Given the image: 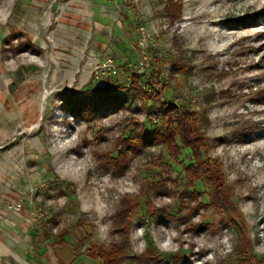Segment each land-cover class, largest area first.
<instances>
[{
	"label": "rangeland",
	"instance_id": "rangeland-1",
	"mask_svg": "<svg viewBox=\"0 0 264 264\" xmlns=\"http://www.w3.org/2000/svg\"><path fill=\"white\" fill-rule=\"evenodd\" d=\"M102 1L0 0V205L116 264H264V0ZM165 103L203 156L136 150Z\"/></svg>",
	"mask_w": 264,
	"mask_h": 264
},
{
	"label": "crops",
	"instance_id": "crops-1",
	"mask_svg": "<svg viewBox=\"0 0 264 264\" xmlns=\"http://www.w3.org/2000/svg\"><path fill=\"white\" fill-rule=\"evenodd\" d=\"M102 2L89 0L93 18L106 10ZM38 226L31 223L29 209L9 211L0 205V264H90L91 258L77 252L67 236L58 239Z\"/></svg>",
	"mask_w": 264,
	"mask_h": 264
},
{
	"label": "trees",
	"instance_id": "trees-1",
	"mask_svg": "<svg viewBox=\"0 0 264 264\" xmlns=\"http://www.w3.org/2000/svg\"><path fill=\"white\" fill-rule=\"evenodd\" d=\"M131 85L134 89L140 92L142 100L148 104L160 103V92L158 90H152L151 92L143 90L140 85L139 75H133ZM161 122L154 123L151 129H142L139 134L135 137L137 139V151L143 150L145 147H154L163 145L167 147L173 161L180 163L179 152L181 151V143H183L187 149L190 150L193 159L197 158L200 154L203 156V144L200 141L199 136L193 140L191 139V133L196 132L198 128L192 125L189 121V112L172 107L165 103L161 109ZM88 251V255L93 260L107 259V264H116L119 259L122 261L125 258L126 249L124 246L113 245V252L106 253L103 250L96 249L95 251ZM98 250V251H97Z\"/></svg>",
	"mask_w": 264,
	"mask_h": 264
},
{
	"label": "built area",
	"instance_id": "built-area-1",
	"mask_svg": "<svg viewBox=\"0 0 264 264\" xmlns=\"http://www.w3.org/2000/svg\"><path fill=\"white\" fill-rule=\"evenodd\" d=\"M128 1L130 3L135 4V3H137L138 0H128ZM162 24H163V26H162L161 30H162V32H165V33L175 32L176 29L178 28V23H175L173 25L170 22L165 20L162 22ZM152 30H154V27H152ZM139 32L141 34V38L138 41V47L142 52L143 60L147 62L146 66H148V62H150L152 60V57L149 56V54H148V48H149V40L151 39V36L153 33H151L150 29H146L145 27H140ZM156 33H158V31H155L154 34H156ZM106 62L107 63L104 66V69H100V70H102L103 73L116 74L115 65L112 63V60H108ZM90 63L91 62H88V65ZM141 65H142V63H141ZM96 74H98V73H96ZM142 88L148 92L152 91V88L149 85H143ZM152 120L156 124L160 122V120H161L160 110H159V114H156L152 117ZM44 187H45L44 184L40 185V187L35 188V192L41 191ZM13 208L15 210H21L22 207L17 205V206H14ZM13 208H11V209H13ZM41 218H42V214L39 211H36L32 217V222H33L32 224H37L41 220Z\"/></svg>",
	"mask_w": 264,
	"mask_h": 264
}]
</instances>
